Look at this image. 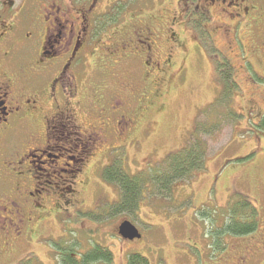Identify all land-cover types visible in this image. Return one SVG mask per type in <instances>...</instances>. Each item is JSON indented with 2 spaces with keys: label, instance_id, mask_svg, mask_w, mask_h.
Listing matches in <instances>:
<instances>
[{
  "label": "rangeland",
  "instance_id": "rangeland-1",
  "mask_svg": "<svg viewBox=\"0 0 264 264\" xmlns=\"http://www.w3.org/2000/svg\"><path fill=\"white\" fill-rule=\"evenodd\" d=\"M111 1L97 0L99 13L108 9ZM169 4L174 5L164 0H133L127 8L119 7L117 17H112L118 18L116 24L108 23L107 17H103L107 22L100 23V31L81 46L78 117L81 121L80 117L84 116L81 130L83 125L93 123L91 117L99 107L93 88L102 79L107 83L108 95L124 94L127 111L133 113L131 121H135L133 131L137 136L133 138V146L125 147V154L114 151L112 157L120 161L126 172L135 174L160 168L167 154L187 146L200 127L207 128L219 116L216 129L209 127L210 132H199L204 146L201 169L173 181L169 192H158L148 183V190L145 185L136 209L110 216L103 209L107 203L118 200L119 190L117 183L107 182L102 176L108 162L101 153H105L106 142L112 145L121 142L116 137L118 132H113L116 118L112 119L114 126L110 124L107 137L98 142L103 144L92 149L96 153L93 161L99 162L93 167L90 164L87 174L81 176L84 213L74 220L39 222L40 231L35 239L17 241L10 252L0 248V264H17L24 256L27 257L23 264H57L59 242L72 243L81 253L94 244L107 247L112 252L109 264H126L128 255L134 252L148 258L149 264H264V129L259 126L260 113L264 111V16L252 33L243 27L239 29V45L231 36L227 38L231 42L229 46L226 38L215 35L216 48L211 46L207 34L198 37L196 30L175 25L172 29L182 43L178 47L172 43L174 54L165 76L146 79L141 76V55L130 59L121 55L107 58L106 53L109 56L119 44L116 41L131 30L132 12H140L141 17L137 18L140 21H156L162 26L169 14ZM110 11L116 14L114 9ZM155 48L160 50L159 59L164 61L162 54L170 48L165 33ZM222 55L230 58V78L235 85L229 91L231 96L223 97L224 100L220 98L224 85L219 77L224 74L216 69L223 62L218 57ZM145 85L151 86L138 102L137 94ZM142 102V107L137 108ZM57 194L61 196V192ZM245 198L257 210V226L249 233L238 235L223 231L227 214L237 212L236 218L245 211V207H239ZM125 219L135 224L140 238L126 239L118 234V225ZM248 221L243 218L239 225L245 226ZM42 235L50 239H42ZM91 264L106 263L100 260Z\"/></svg>",
  "mask_w": 264,
  "mask_h": 264
},
{
  "label": "flooded vegetation",
  "instance_id": "flooded-vegetation-1",
  "mask_svg": "<svg viewBox=\"0 0 264 264\" xmlns=\"http://www.w3.org/2000/svg\"><path fill=\"white\" fill-rule=\"evenodd\" d=\"M131 1L112 0L109 8L99 13L97 0H0V248L10 252L17 241L35 239L39 222L81 216V176L87 174L90 164L93 167L99 162L93 161L96 153L92 149L103 144L98 142L107 137L112 119L116 118L113 132H118L121 142H106L101 156L111 163L114 151L125 154V147L134 143L136 126L134 119L131 121L133 113L127 111V98L124 94L108 95L104 79L93 88L99 105L96 116L91 117L93 123L81 130L84 116L81 121L78 117L81 46L98 32L100 23L109 20L116 24L118 18H113L119 7L127 8ZM167 1L174 5L169 4L162 26L156 21H140V12H132L131 30L116 41L119 44L109 56L106 53L107 58L141 55V76H165L174 54L172 45L182 43L173 31L175 25L196 30L198 37L207 34L216 48L215 35L226 38L229 46L227 38L231 36L239 45V29L252 33L264 16V0ZM163 33L170 45L162 54L164 61L155 48ZM218 57L230 63V58ZM150 86L136 93L138 102ZM66 174L72 179H64ZM46 238L50 239L42 235ZM26 257L17 264H23Z\"/></svg>",
  "mask_w": 264,
  "mask_h": 264
},
{
  "label": "trees",
  "instance_id": "trees-1",
  "mask_svg": "<svg viewBox=\"0 0 264 264\" xmlns=\"http://www.w3.org/2000/svg\"><path fill=\"white\" fill-rule=\"evenodd\" d=\"M228 65L230 64L226 61V59L223 60L222 63L216 65L218 73L220 70H222L224 74V76H219L224 85L223 91L221 92L222 96H220L221 99L226 96L230 97L232 92L229 93V91L231 87H235L232 78H230V68ZM227 67L228 70H226ZM219 123L220 117L217 116L213 119L210 125L206 124L207 128L203 129V127H200L199 130H197L198 135L196 137H193L192 142L190 141V143L182 149L166 155V157L162 161L163 165L160 168H154L149 170L148 172L139 171L135 174H129L125 171L124 168L121 167V165L119 164L120 161L114 160L115 162L112 161V163L106 164L103 168L102 176L107 180V182L117 183L119 198L118 200L113 201V203H105L106 205L103 211L107 212V214H110V216L124 211L130 212L137 208L139 196L141 195L145 185L146 191L148 190V183L153 185V187H155L158 192H169L171 184L174 183L173 181H176L183 177L187 178L189 175H193L194 171L200 170L204 159V146L200 141L201 139L199 136V132L204 131L208 133L210 132V130L208 129L209 127L211 129H216V125ZM259 126H263L260 128L264 129V112L261 114V121ZM135 136H137L136 133ZM151 191L155 190L152 189ZM239 207H245L246 209L244 212H242V215L236 218L234 216L235 214H237V212H234L233 215L227 214L228 222L227 224L224 223L225 225L223 226V231L238 235L249 233L255 229V227L257 226V221L255 219L257 210L246 198L243 200V203H241ZM83 213L84 211L81 210V214ZM238 213H240V211ZM243 218L244 220L249 221L245 226H240L239 222ZM58 250L59 252L57 253L58 256L56 260L57 264H91L100 260H102L106 264H109L112 260V252L107 247L99 244H94L85 252L81 253L80 251L78 252L77 248H75L72 243L63 245L62 242H59L57 251ZM76 252L77 256H74ZM126 264H149V260L140 253L134 252L128 255Z\"/></svg>",
  "mask_w": 264,
  "mask_h": 264
},
{
  "label": "water",
  "instance_id": "water-1",
  "mask_svg": "<svg viewBox=\"0 0 264 264\" xmlns=\"http://www.w3.org/2000/svg\"><path fill=\"white\" fill-rule=\"evenodd\" d=\"M118 233L126 239L140 238L141 236L137 228L129 220H123L119 224Z\"/></svg>",
  "mask_w": 264,
  "mask_h": 264
}]
</instances>
